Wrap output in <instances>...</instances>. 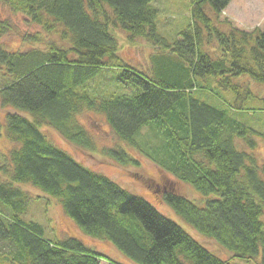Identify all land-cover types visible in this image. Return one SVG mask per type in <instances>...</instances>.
<instances>
[{
	"label": "trees",
	"instance_id": "16d2710c",
	"mask_svg": "<svg viewBox=\"0 0 264 264\" xmlns=\"http://www.w3.org/2000/svg\"><path fill=\"white\" fill-rule=\"evenodd\" d=\"M1 1L63 43L11 52L1 43L10 25L0 21V136L4 132L11 145L0 164V244L11 248L3 264H119L80 239H48L41 224L25 221L31 191L58 200L83 235L112 243L130 263L233 264L44 134L48 126L68 143L92 148L77 120L85 111L104 115L114 134L134 148L141 130L151 129L160 139L152 150L164 158H149L192 185L204 203L176 192L165 202L233 259L261 256L264 264V163L252 153L264 134L228 116L233 108L264 112V105L241 106L256 98L249 82L264 84V29L223 28L220 15L233 0H192L190 22L174 42L160 35L153 0ZM120 34L153 50L155 72L122 61ZM38 37L34 42H41ZM106 74L119 93L93 97L90 83L105 82ZM197 91L221 99L225 108L198 100ZM221 91L237 101L231 105ZM108 154L123 165L138 162L123 149Z\"/></svg>",
	"mask_w": 264,
	"mask_h": 264
},
{
	"label": "rangeland",
	"instance_id": "374dc122",
	"mask_svg": "<svg viewBox=\"0 0 264 264\" xmlns=\"http://www.w3.org/2000/svg\"><path fill=\"white\" fill-rule=\"evenodd\" d=\"M191 2L192 0H153V5L159 11L157 23L159 33L169 42L177 40V35L188 26ZM0 21H6L10 25V30L2 36L1 43L5 49L11 52H21L31 48L44 49L46 44L50 42L63 46L58 35L46 33L41 26L31 21L24 13L15 11L11 7L10 2L0 0ZM219 21L222 23L223 28L231 27L247 32H253L256 29L263 30L264 0H233L220 15ZM36 36H39L38 38L41 42H34ZM120 36V56L122 61L126 64L129 63L130 66L136 69L139 68L148 73L149 70L155 72L154 64L156 61L155 57H153V50L143 41H138L137 44L132 45L125 41L126 35L120 34ZM102 80H105V82L95 80L90 83L89 91L92 92L93 97H104L105 95H100L102 91H105L108 95L119 93L118 87L107 79V74L102 77ZM246 80L242 81L241 78L239 82H245ZM249 83L256 98L246 101L241 106L258 110L264 105V84H257L252 81ZM122 88L127 91L129 89L136 90L134 87L127 88L122 86ZM98 89H101V91H98ZM221 93L225 95L229 103L231 102V105L237 101L235 94L232 92L221 91ZM194 97L218 109H223L224 107L219 101L221 99L204 91L195 92ZM228 110L229 118L244 123L248 127L264 134V112L250 113L244 110H235V108ZM4 114L5 110L0 108L1 122L4 121ZM77 120L90 134L93 140L92 148L70 144L59 133L48 126H43L42 129L50 142L59 149L70 154L91 171L111 179L132 195L149 202L160 214L182 227L191 237L213 254L223 259H229L233 264H261V256L250 260L233 259V255L228 250L219 246L214 240L198 233L165 202L167 194L176 192L198 205L204 203L201 201L203 197L192 185L178 180L172 173L165 172L159 164L149 158V155L158 159L164 158V155L161 157L158 152L155 153L152 150L159 146L160 139L152 134L151 129L143 128L141 130L138 137L139 148H134L122 142L114 134L104 115L93 111H85L77 117ZM237 142L239 149L249 150L245 143L242 141ZM10 147L9 140L3 132L2 136H0V164L3 162V155H7ZM119 149L125 150L135 162L138 161L137 164L133 162L123 165L108 154L110 151ZM252 153L259 163H264V138L257 141V147ZM31 193L34 200L31 202L29 210L23 216V219L41 224L46 230V238H77L83 241L88 248L103 254L115 263L134 264L130 263V260L112 243L83 235L74 221L65 216L58 200L45 197L35 191H31ZM10 252L11 248L8 245L0 244V264L4 263L2 256L4 258ZM101 264H109V262L103 259Z\"/></svg>",
	"mask_w": 264,
	"mask_h": 264
}]
</instances>
